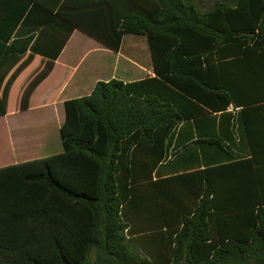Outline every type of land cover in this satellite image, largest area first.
<instances>
[{"label":"trees","instance_id":"obj_1","mask_svg":"<svg viewBox=\"0 0 264 264\" xmlns=\"http://www.w3.org/2000/svg\"><path fill=\"white\" fill-rule=\"evenodd\" d=\"M82 7L114 51L145 36L155 76L98 82L65 102L61 153L0 168V264H264V0Z\"/></svg>","mask_w":264,"mask_h":264},{"label":"crops","instance_id":"obj_2","mask_svg":"<svg viewBox=\"0 0 264 264\" xmlns=\"http://www.w3.org/2000/svg\"><path fill=\"white\" fill-rule=\"evenodd\" d=\"M95 1L0 0V110L7 113L0 116V122L29 114L28 123H32L31 127L35 123L33 139L24 148L13 134L0 141V168L41 157V153L33 155L38 143H48L52 148L59 145L55 134L52 141L50 130L60 132L66 119L65 102L90 95L98 82L112 79L133 82L155 76L145 36L126 35L120 50L114 51L84 30L73 27L71 20L91 17L84 15L82 6L90 12L86 5H97L110 24L130 4V0ZM59 9L63 16L58 14ZM128 37L133 40L125 52ZM30 38L27 53L5 56L7 46ZM49 61L54 62L52 71L33 91L29 108L22 110L26 89Z\"/></svg>","mask_w":264,"mask_h":264},{"label":"rangeland","instance_id":"obj_3","mask_svg":"<svg viewBox=\"0 0 264 264\" xmlns=\"http://www.w3.org/2000/svg\"><path fill=\"white\" fill-rule=\"evenodd\" d=\"M131 38V39H130ZM133 40V37H128L126 40V44L124 45V51H128L129 42ZM148 48V44L146 45ZM149 52V51H148ZM29 115V114H27ZM27 115H16L14 117H10L9 121L0 122V141L7 140V136H11L13 134L14 138L17 140V143L19 142V145H21L22 148L26 146L31 140L33 139L34 131L32 128L34 127L35 123H33L32 127L28 123V116ZM8 122H10V126L7 125ZM30 122V121H29ZM51 132V138L52 141L54 139L55 134V142L57 140L59 141V145H56L55 148H52L48 143L45 144H37L38 149L36 150V154L33 155H39L41 153V157H48L57 153H60L63 151V145L61 142V134L60 132H55L54 130H50ZM36 157V156H35ZM38 157V158H41ZM36 159V158H35Z\"/></svg>","mask_w":264,"mask_h":264}]
</instances>
